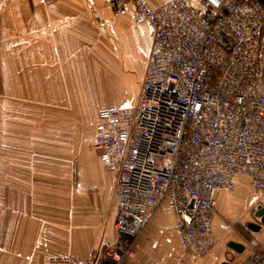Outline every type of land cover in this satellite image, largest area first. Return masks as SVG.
Returning a JSON list of instances; mask_svg holds the SVG:
<instances>
[{"label": "crops", "instance_id": "obj_1", "mask_svg": "<svg viewBox=\"0 0 264 264\" xmlns=\"http://www.w3.org/2000/svg\"><path fill=\"white\" fill-rule=\"evenodd\" d=\"M109 2L0 0V264L90 260L117 240L116 174L95 136L101 110L136 104L152 28L115 15ZM253 194L245 176L216 193V242L203 254L187 252L174 213L157 209L127 264H250L248 239L264 254Z\"/></svg>", "mask_w": 264, "mask_h": 264}, {"label": "built area", "instance_id": "obj_2", "mask_svg": "<svg viewBox=\"0 0 264 264\" xmlns=\"http://www.w3.org/2000/svg\"><path fill=\"white\" fill-rule=\"evenodd\" d=\"M118 16L152 28L136 104L99 113L95 145L116 174L117 240L90 260L126 264L152 213L168 207L187 252L215 245L216 193L239 176L264 193V0H110ZM76 181V178L75 180ZM250 264H264L255 240Z\"/></svg>", "mask_w": 264, "mask_h": 264}, {"label": "water", "instance_id": "obj_3", "mask_svg": "<svg viewBox=\"0 0 264 264\" xmlns=\"http://www.w3.org/2000/svg\"><path fill=\"white\" fill-rule=\"evenodd\" d=\"M255 216L261 220L262 224H264V207L263 206L261 205L258 206ZM248 226L253 230H258L260 228V226L256 224H252V223L248 224ZM230 246L236 250L240 249L242 251L244 249V245L236 243V242H232Z\"/></svg>", "mask_w": 264, "mask_h": 264}, {"label": "rangeland", "instance_id": "obj_4", "mask_svg": "<svg viewBox=\"0 0 264 264\" xmlns=\"http://www.w3.org/2000/svg\"><path fill=\"white\" fill-rule=\"evenodd\" d=\"M86 135V134H85ZM82 158V157H81ZM223 192V191H222ZM227 192V191H226ZM228 192H230V191H228ZM246 196H247V194H245ZM252 196V199H256V202H254L253 204H251V206H250V209H251V214H253V212H255V210H257V207L259 206V205H261V206H263L264 207V196H262V193H259V192H256L255 190H254V194L253 195H251ZM251 198V197H250ZM258 200V201H257ZM251 202H253V201H251ZM252 219H256L253 215H252ZM231 225H233V227L235 228V227H238V225L236 226V224H231ZM240 227V229H243V228H241V226H239ZM235 229H237V228H235ZM137 242V241H136ZM135 256V255H134ZM133 256V257H134ZM130 259V258H129ZM128 259V260H129ZM127 260V261H128ZM127 261H126V264H127Z\"/></svg>", "mask_w": 264, "mask_h": 264}]
</instances>
